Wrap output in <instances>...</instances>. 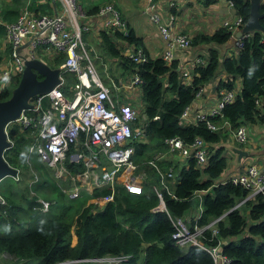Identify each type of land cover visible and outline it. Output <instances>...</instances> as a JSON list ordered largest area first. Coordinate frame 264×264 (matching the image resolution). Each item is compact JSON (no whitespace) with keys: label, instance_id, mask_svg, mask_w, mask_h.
<instances>
[{"label":"trees","instance_id":"obj_1","mask_svg":"<svg viewBox=\"0 0 264 264\" xmlns=\"http://www.w3.org/2000/svg\"><path fill=\"white\" fill-rule=\"evenodd\" d=\"M228 1L235 14L245 22L250 11L248 0ZM201 3L210 6L217 1L201 0ZM3 4L0 6L2 22L16 20L24 7L36 14H52L53 6L56 9L58 5L55 1L50 4V0H10ZM99 6L91 5L85 14H95ZM259 11L264 13V0ZM260 23L264 26V17ZM4 35L5 29L0 23V61L9 54ZM98 36L100 54L91 52L85 33L83 40L104 84L113 89V84L119 85V78L123 81L126 75L133 74L142 81L140 109L147 123L142 127L144 138L132 141V160L136 171L144 173V181L132 191L117 186L114 200L94 211L89 201L105 196L107 190L92 194L83 192L78 198H69L58 184H48L46 177L49 176L44 168L47 166L33 156L30 159L32 169L40 179L29 186L32 174L25 162L29 143L23 133L8 125L12 144L3 155L18 175L0 182V198L5 202L0 206L5 210L0 214V264L9 263L4 254L15 256L16 264H63L70 260L106 264L90 261L106 256L127 257L111 264H215L211 255L197 245L180 247L174 244L171 234L175 229L171 219L176 217H187L185 221L191 229L215 221L202 230L198 241L205 247L217 246L230 259L228 264H264V196L248 197V190L229 180L216 183L227 165L223 147L216 146L226 133L221 126L228 124L235 130L245 124L264 123V34L249 33L243 47L229 56L220 55L218 50L231 36L226 28L192 35L191 46L204 48L206 62L191 69L189 83L184 80L176 60L167 64L161 57H150L143 39L131 27H127L126 34L102 28ZM132 50H141L146 59L134 60L128 55ZM38 57L52 68L65 60V54L55 51L39 50ZM110 64L120 74H116ZM62 75L61 89L70 96L76 76L71 72ZM19 77H13L0 91V100L10 97ZM237 81L240 82L239 90L234 100L223 106L220 115L182 122V113L195 101L201 88L216 83L217 94L220 90H233ZM208 124L215 128H209ZM137 125L139 123L132 126L134 131L139 128ZM172 137H179L186 144L196 137L204 139L209 146L205 167H197L193 158H187L181 166L164 158L170 154L165 140ZM170 170L173 176L168 178ZM162 178L168 189L163 187ZM171 178H174L173 183ZM48 185L53 187V199L41 196L35 201L30 198L36 193L34 188H47ZM208 189L211 192L200 198L195 194ZM157 190L162 194L163 210L156 209L160 204ZM39 199L49 202L46 211L38 209L42 208ZM198 205L201 211L195 218L190 212ZM72 225L76 227L75 245L71 244Z\"/></svg>","mask_w":264,"mask_h":264},{"label":"built area","instance_id":"obj_2","mask_svg":"<svg viewBox=\"0 0 264 264\" xmlns=\"http://www.w3.org/2000/svg\"><path fill=\"white\" fill-rule=\"evenodd\" d=\"M57 1L60 5L59 12L36 14L24 7L16 20L12 22L0 20L5 29L4 43L9 48L8 57L3 60L0 69V91L11 82L13 77L21 75L25 60L40 59L39 50L45 53L55 51L65 54V60L58 67L62 73L71 72L76 76V82L70 88L71 95H65L61 89L64 84L61 73V81L58 85L48 93L31 98L29 101L31 106L23 109L20 116L8 125L12 128L16 127L29 143L25 157V162L32 174L29 186L40 179L39 174L32 169L30 161L35 155L42 164L47 166L61 192L69 198H78L83 192L92 194L95 191L107 190L108 193L105 196L89 201L94 206L93 210L96 211L114 200L117 186H123L127 191H132L144 181V173L136 171V164L132 160L134 151L132 141L142 140L145 135L141 126L137 125L139 128L135 131L132 128L139 123L137 108L141 105L121 101V98L112 93V89L100 78L83 40V34L90 29V25L82 20L83 13L77 0ZM160 1L163 2V7H160ZM200 1L143 0L142 13L157 27L165 41V48L160 57L167 64L176 60L180 54L191 57L188 52L192 48V36L176 29L173 14L165 20L161 8L167 11ZM216 1L217 3L224 1L234 10L232 3L228 0ZM93 15L99 20L101 28H113L126 34L128 24L113 3L100 5ZM243 25L242 17L233 11L225 16L219 27L226 28L234 37ZM248 35L245 33L234 39L232 43L235 50L243 47ZM128 55L140 62L146 59L141 50H132ZM191 59V69L195 65L206 62V56L202 53ZM179 69H181L180 66ZM191 72L189 69L182 70L187 83L191 79ZM141 82L139 76L133 74L125 84L119 80V85L113 84V87L115 90L117 87L124 86L131 90L138 88L140 95ZM203 90L204 88H201L197 92L195 100L201 96ZM235 93L234 90H221L216 105L206 113H198L195 119L204 120L207 116L220 115L223 106L234 100ZM189 109L190 107H187L182 113V122L187 120ZM208 126L211 129L215 128L211 124ZM6 132L8 136L7 129ZM234 138L239 143L246 142L247 129L244 125L235 129ZM8 140L12 144L9 136ZM165 143L170 153H176L184 161L187 158H193L199 168L207 164L209 146L201 137L194 138L190 144L184 143L179 137L166 139ZM171 171L167 175L168 178L173 176ZM229 181L248 190V197L256 194L264 196V172L254 165L248 166L243 172L231 177ZM171 182H174V178H171ZM162 185L168 189L166 180L163 178ZM156 192L160 199L156 209L163 210L162 194L158 190ZM4 203L0 198V206ZM39 203L42 204V211L48 209L49 202L39 199ZM200 211L201 209L195 213V218H198ZM1 213H5V210L0 209ZM171 221L175 229L171 234L174 244L180 247L187 244L197 245L211 255L215 264L229 263L230 259L224 256L217 246L205 247L198 241L202 230L213 225L215 221L205 227L194 226L193 229L184 218L176 217ZM126 259L127 257H108L90 261L119 263Z\"/></svg>","mask_w":264,"mask_h":264},{"label":"crops","instance_id":"obj_3","mask_svg":"<svg viewBox=\"0 0 264 264\" xmlns=\"http://www.w3.org/2000/svg\"><path fill=\"white\" fill-rule=\"evenodd\" d=\"M54 1L58 5L56 9L53 6L52 13L59 12L60 10V5L57 0H50V4L54 3ZM132 1L134 0H77L83 13L82 20H84V22H87L90 25V29L85 33V40L90 50L93 49V46L94 48H99L98 43L100 39L98 35L99 30L102 28L99 20L95 18L94 15L85 14L86 9H88L93 4L102 5L110 2L113 3L121 11L128 26L134 30L136 35L141 36V38L144 40V47L149 56L152 58L161 56L165 48L164 39L160 36L162 39L161 40L157 33H153L151 38H147L146 36L145 39L142 35H139L141 30H139L137 26L140 25L136 26L135 21H131L130 19L125 17L124 12H130V16L137 18L138 10L136 11V9H134L136 7L134 6ZM6 2H10V0H0V6H3V3ZM141 2L143 3V0ZM163 6V2L160 1V7ZM161 11L164 14L165 20L170 14H173L176 20V29L192 36L200 32L205 34L212 33L220 26V23L225 18V16L231 14L234 10L232 7L228 6L224 1L218 2L215 5L213 4L210 6H203L200 1L198 3H187L182 7H179L178 9L173 8L172 10L167 11L161 8ZM140 14L141 15H138L139 18L144 15L142 13V10ZM126 49L127 46L125 48V51ZM218 50L220 55L229 56L232 54L233 51H235L234 44L228 41L224 45L219 46ZM200 53H202L203 55L206 54L204 48L198 46L192 47L190 49V52H188V54H191V57H188L187 54H180L179 56H177L176 61L181 67V70H191V58L195 55H199ZM110 65L114 68L116 74H120V71L115 69V66L113 64ZM130 76L126 75V79L123 81L121 78L119 79L121 82H124L122 84H125L129 80ZM215 86L216 83H211L204 87L201 96L189 106L190 109L187 115V120L184 121V123L195 122V117L198 113H206L216 105L219 92L216 94L215 89L213 90ZM239 87L240 82L237 81L233 88L234 92H238ZM112 91L113 93L117 94L120 98L124 97L125 100L132 102V104H135L137 106L141 105L140 95L138 94V88L131 90L127 89L124 86L119 88L117 87L116 90L113 88ZM132 91H134V95H131L130 92ZM125 92H127L128 94L123 95V93ZM133 101L135 102L133 103ZM244 126L247 129V140L244 143H239L238 141H236V139L234 138L235 130L230 129L228 124H224L223 126H221L226 131V133H224V138L220 140L219 143L216 144V146L223 147V155L226 158L227 165L223 173L217 179L216 183H222L229 180L236 174L243 172L250 165H254L264 172V123L257 122L255 124H245ZM238 151L242 153L239 154L237 153ZM164 158L172 161L178 166L183 165L185 162L184 159L176 153H170ZM209 192H211V189H208L206 191H199L195 194L200 198L202 195L207 194ZM196 212L197 211L194 210L192 214L194 215Z\"/></svg>","mask_w":264,"mask_h":264},{"label":"water","instance_id":"obj_4","mask_svg":"<svg viewBox=\"0 0 264 264\" xmlns=\"http://www.w3.org/2000/svg\"><path fill=\"white\" fill-rule=\"evenodd\" d=\"M250 11L242 28L230 37L233 42L236 37L252 32L264 34V26L260 19L264 13L259 11L262 0H248ZM62 71L59 67L52 68L41 59H27L17 85L9 98L0 100V182L6 177H16L18 171L10 166L4 158V151L11 145L7 136V126L17 119L22 110L31 106L29 101L36 95L50 92L61 81ZM63 74V73H62ZM215 87L213 88V90ZM241 154L242 152L238 151Z\"/></svg>","mask_w":264,"mask_h":264},{"label":"rangeland","instance_id":"obj_5","mask_svg":"<svg viewBox=\"0 0 264 264\" xmlns=\"http://www.w3.org/2000/svg\"><path fill=\"white\" fill-rule=\"evenodd\" d=\"M141 1H142V0H134V1H132L133 4H134V6L136 7V8H134V9H136V11L138 10V11H137V18H134V17L130 16V12H124L125 17H127V18L130 19L131 21H135L136 26H137V25H140V26H137L138 29L141 30V32H140L139 35H142L145 39H146V36H147V38H151L153 33H157L158 36H159V38L161 39V37H160V35H159V30L157 29V27H156L153 23H151V22L149 21V19H148L147 16L142 15L140 18L138 17V15H141L140 13H141V10H142V2H141ZM133 4H132V7H133ZM162 16L164 17L163 12H162ZM132 23H133V22H132ZM140 37H141V36H140ZM161 40H162V39H161ZM143 43H144V40H143ZM91 50H92V52H94V53H96V54H100V51H99L97 48H94V46H93V49H91ZM2 65H3V59H2V61H0V69H1ZM108 65H109V64H106V67H108ZM110 67L114 70V68H113L111 65H110ZM95 68H96V67H95ZM96 70H97V69H96ZM117 70H118V69H117ZM97 72H98V70H97ZM98 74H99V72H98ZM130 93H131V95H134V91H132V92H130ZM125 94H128V93H127V92L123 93V95H125ZM123 95H122V96H123ZM122 96H121V97H122ZM121 101H127V100H125L124 97H123V98H121ZM135 101H136V100H135ZM135 101H133V103H134ZM131 103H132V102H131ZM137 114H138V122H139V126L143 127V126L145 125V123H147V117H146L144 111H143L142 109H140V108H137ZM33 156H35V155H33ZM33 156H32V157H33ZM35 157H36V156H35ZM44 168H45L46 174L49 176V177H46L47 180H48V184H53V183L58 184L57 181H55V180L51 177V174H50L49 169L46 168L45 166H44ZM44 173H45V172H44ZM34 190H35V191H34ZM34 190H33V192H34V193L36 192L37 194H36V193H35V195H32V194H31V197H30V198H31L32 200H35V199H36L35 201H37V198H38V197H41V196H42V197H47V198H49L50 200L54 198V196H53V187L50 186V185H48L47 188L36 187V188H34ZM38 209H39L40 211H42V208H41L40 206L38 207ZM199 209H200L199 205L196 206V207H194V208L191 210L190 214H191L194 210H196L197 212H199ZM194 215H195V214H194ZM186 218H187V217H186ZM186 218H184V219H186ZM75 228H76L75 225H72V227H71V244H72V245H75V244H76V241H77V238H76V235H75ZM3 257L9 261V263H7V264H16V262H17V259L15 258V256H9V255H7V254H4ZM108 257H110V256H106V257H104V258H108ZM66 262H68V263H65V264H91V262L80 263V262H77V261H75V260H70V261H66ZM96 263H98V262H96ZM102 263L111 264V263L104 262V261H102ZM98 264H99V263H98Z\"/></svg>","mask_w":264,"mask_h":264},{"label":"clouds","instance_id":"obj_6","mask_svg":"<svg viewBox=\"0 0 264 264\" xmlns=\"http://www.w3.org/2000/svg\"><path fill=\"white\" fill-rule=\"evenodd\" d=\"M251 74H252V70L250 69V70H249V75H251Z\"/></svg>","mask_w":264,"mask_h":264}]
</instances>
